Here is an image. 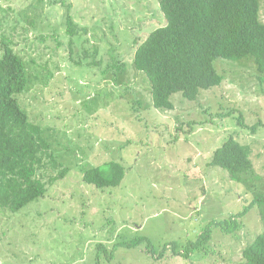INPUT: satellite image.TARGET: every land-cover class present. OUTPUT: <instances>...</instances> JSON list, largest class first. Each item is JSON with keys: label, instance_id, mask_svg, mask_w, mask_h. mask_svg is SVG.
<instances>
[{"label": "rangeland", "instance_id": "rangeland-1", "mask_svg": "<svg viewBox=\"0 0 264 264\" xmlns=\"http://www.w3.org/2000/svg\"><path fill=\"white\" fill-rule=\"evenodd\" d=\"M0 4V42L13 41L32 67V84L20 101L70 167L44 198L0 212V264H240L264 230L258 206L239 217L232 233L212 226L210 241L189 258L172 246L154 257L146 244H117L148 237L158 252L170 243L182 251L212 222L250 206L254 193L210 162L233 134L253 145L264 184V126L253 133L239 123L241 113L249 126L264 121V75L255 59H216L225 74L221 86L201 90L197 101L177 93L175 108L162 111L145 74L131 65L135 40L167 23L158 0ZM261 7L264 21V0ZM69 11L82 35L67 33ZM121 59L128 66L117 76L108 64ZM231 110V116L218 115ZM112 160L127 169L120 186L101 189L84 181L89 164ZM47 172L56 175L59 168L49 165Z\"/></svg>", "mask_w": 264, "mask_h": 264}, {"label": "trees", "instance_id": "trees-1", "mask_svg": "<svg viewBox=\"0 0 264 264\" xmlns=\"http://www.w3.org/2000/svg\"><path fill=\"white\" fill-rule=\"evenodd\" d=\"M158 1L167 23L153 29L145 40H135L131 64L134 63L135 67H132L149 80L157 109H174L173 96L177 93L190 101H197L201 90L221 86L225 74L220 68L219 72L215 65L218 58L238 61L251 56L259 73L264 75L261 0ZM67 25L69 35L73 37L79 34L71 11L68 12ZM74 41L72 38V44ZM0 43L3 51L0 56V212L8 210L15 213L29 203L44 198L52 185L67 176L70 167L58 158L43 126L30 119L20 101L21 94L32 84L30 62L15 49L13 41L8 42L3 38ZM111 63L108 67L117 76L127 70L128 63L123 59ZM102 73L105 72L102 70ZM233 112H219L218 115L231 116ZM239 123L253 133L264 126L262 120L252 126L247 125L242 113ZM253 153V145L243 143L231 134L215 150L210 162L227 171L233 181L244 184L254 193L252 203L242 214L212 222L203 229L197 240L189 241L182 251L177 243H170L158 252L148 237H137L117 245L131 248L143 243L146 244L144 251L154 257L156 254L163 257L172 246L175 254L189 258L192 251L205 247L210 241L214 225L232 233L241 226L239 217L256 206L264 223V184L260 186L262 176L256 170ZM49 165L55 170L59 168L58 174L49 176ZM126 170L125 165L116 160L103 166L89 164L83 179L101 189L117 187L122 184ZM98 246L108 252L106 244L99 243ZM240 264H264V230L244 249Z\"/></svg>", "mask_w": 264, "mask_h": 264}]
</instances>
